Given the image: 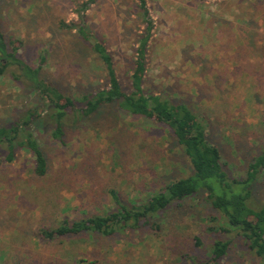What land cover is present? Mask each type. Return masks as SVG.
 <instances>
[{"label": "rangeland", "instance_id": "1", "mask_svg": "<svg viewBox=\"0 0 264 264\" xmlns=\"http://www.w3.org/2000/svg\"><path fill=\"white\" fill-rule=\"evenodd\" d=\"M89 2L3 0L0 6L9 46L35 68L44 53L43 76L60 77L69 93L106 85L103 71L95 69L97 63L91 65L76 31L61 27L62 22L81 25L79 12ZM146 3L155 25L146 89L186 99L207 117L230 176H237L264 142V52L256 46L264 39V0ZM138 5L139 0H95L83 14V25L113 54L125 86L136 35L145 29ZM19 74L10 67L0 76V124L15 120L29 106L41 105L39 96L14 78ZM112 122L101 121L89 131L69 125L65 146L50 130L39 134L49 164L45 178L34 177V161L25 150H18L12 163H0V251L17 246L25 262L55 264L51 259L69 244L67 256L79 254L74 257L87 264H189L190 258L207 260L214 241L222 238L232 243L218 264H261L242 241L217 232L213 211L191 200L113 239H71L60 245L39 240L44 223L65 209L72 217L73 209L109 204L111 190L130 204L134 197L145 199L184 175L185 160L163 127L136 131L143 121L125 119L119 126ZM259 190L264 194V187Z\"/></svg>", "mask_w": 264, "mask_h": 264}, {"label": "trees", "instance_id": "2", "mask_svg": "<svg viewBox=\"0 0 264 264\" xmlns=\"http://www.w3.org/2000/svg\"><path fill=\"white\" fill-rule=\"evenodd\" d=\"M92 2L95 0H90L89 4ZM89 4L79 12L81 25L61 24L63 29L76 31L91 65L94 67L93 62L97 63L95 69L98 72L102 70L105 75V86L90 88L84 93H69L64 88L65 84L61 86L63 79L60 77L43 76L44 53L36 68L27 64L19 57L18 49L10 47L11 44L9 46L0 23V76L8 68L16 67L20 74L14 75V78L26 90H33L41 102V105L29 106L15 120L0 124V163H12L16 152L25 150L33 158L34 177L45 178L49 164L39 134L50 130L51 137L65 146L69 125L73 129L89 131L108 119L113 120L114 126L122 125L125 119H133L144 123L136 131L151 130L154 125L163 127L165 137L171 138L179 149L186 169L184 175L148 193L145 199L134 197L130 204L111 190L107 194V198L112 200L109 204H97L79 211L73 209L72 217L66 214L68 209H65L55 218L51 217L48 224L44 223L38 231L39 240L60 245V242L71 239H113L122 236L120 233L124 231H137L152 219H157L161 213L191 200L194 204L203 203L213 211L210 213L214 215L211 219L218 222L215 229L219 234L239 239V244L242 241V245L264 264V194L259 190V186L264 187V142L260 151L248 160L245 170H241L237 176H230L222 147L215 141L208 118L195 112L186 99L171 98L167 93L154 94L145 87L155 26L146 0H139L137 7L145 29L136 35L127 86L118 74L113 54L94 31L83 25V14ZM256 46H261L264 52V39L262 45ZM2 219L0 216V222ZM231 243L222 238L216 239L207 260L190 258L189 264H218L230 251ZM197 244L201 245L199 239ZM64 246H67V251L54 256L51 262L56 264L65 258L64 264H87L75 258L79 254L68 257L70 245ZM6 247L0 251V264L34 263L21 259L17 246ZM24 256L30 258L28 254Z\"/></svg>", "mask_w": 264, "mask_h": 264}]
</instances>
